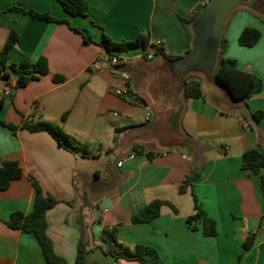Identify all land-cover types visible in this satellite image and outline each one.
<instances>
[{"label":"crops","instance_id":"0c3cea01","mask_svg":"<svg viewBox=\"0 0 264 264\" xmlns=\"http://www.w3.org/2000/svg\"><path fill=\"white\" fill-rule=\"evenodd\" d=\"M84 1L86 15L72 16L57 0H0V51L10 31L18 37L8 64L43 57L48 67L22 87H14L12 72L9 81L0 79V121L19 127L13 132L0 125V162L16 161L23 172L0 190V264H46L32 234L7 226L12 213L31 211L29 177L57 201L46 212V235L67 264H75L80 241L84 264H139L103 252V229L116 225L119 243L152 247L164 264H264V168L258 174L241 168L245 152H264V16L237 8L221 30L222 56L262 83L260 93L236 101L202 71L214 68L220 47L212 54L200 51L188 67L176 59L191 48V24L186 29L181 19L192 15L197 0ZM12 8L67 23L32 19ZM244 28L260 33L251 47L238 44ZM75 29L85 30L90 42ZM102 35L113 43L148 38L147 48L123 52L130 98L110 90L115 73L107 60L113 51L100 45ZM95 60L101 61L97 71L91 68ZM194 81L201 96L186 99L185 85ZM145 106L152 110L149 119ZM38 121L59 126L74 148L22 127ZM192 171L198 178L180 192ZM194 199L214 221L213 237L186 223ZM153 200L175 211L162 206L151 222L132 224L131 217ZM247 239L252 244L244 250Z\"/></svg>","mask_w":264,"mask_h":264},{"label":"trees","instance_id":"16d2710c","mask_svg":"<svg viewBox=\"0 0 264 264\" xmlns=\"http://www.w3.org/2000/svg\"><path fill=\"white\" fill-rule=\"evenodd\" d=\"M63 10L72 16H85L87 4L84 0H57ZM11 10H20L29 15L32 19L46 20L56 23H67L64 20H55L47 13H36L33 11H26L18 8ZM201 8L197 7L196 10L188 19H181L182 24L186 28L188 24L199 13ZM187 29V28H186ZM84 39V42H90L87 32L83 29H75ZM260 38L258 30L253 28H244L238 37V44L244 47L253 46ZM18 40L14 31H10L5 40V43L0 51V79L5 80L9 78V72L17 75L15 86H25L29 81L36 80L39 76L48 72L47 61L45 58H39L34 64L21 62L19 65L8 64L9 53ZM223 40H221L220 56L213 73V78L217 84L222 86L230 96L237 101H246L251 96L258 94L262 91L261 81L250 73L240 71L236 68L234 60L226 59L222 56ZM100 45L107 51L127 52L133 49H145L148 46V38L139 35L133 41H122L120 43H113L108 37L102 35ZM156 54H162L161 48L156 50ZM173 58V57H169ZM181 58V57H179ZM175 59V58H173ZM178 59V58H176ZM184 96L188 98H199L201 96L200 83L194 81L187 83L184 88ZM4 99L0 97V109L3 107ZM262 116L261 112L253 114V118L258 121ZM65 118V117H63ZM0 125L15 132L19 127L11 124H6L0 121ZM22 127L30 132L45 131L64 148H74L73 140L70 136L65 134L62 129L54 124L38 121L32 124H24ZM151 154H148L150 157ZM241 168L252 174H258L264 168V152L247 151L242 155ZM22 169L16 161H3L0 162V190H6L10 183L22 177ZM198 178V174L194 171L186 178L183 185L179 188L180 192H184L191 183ZM31 186L34 190V198L31 211L28 214L21 212H14L11 214L7 221V226L13 230L32 234L41 250V254L46 264H67L66 261L58 256L52 246V242L46 235V212L52 209L56 204V199L50 194L44 193L39 184L33 177H29ZM261 185L264 186V176L261 177ZM162 206L173 208L171 204L162 200H153L148 205L139 210L131 217L132 224H147L155 219ZM175 211V209H172ZM186 223L197 229L200 226L203 236L213 237L216 234L215 223L213 220L207 218L204 211L198 202L194 199V213L186 218ZM120 225L113 227H106L103 229L102 240L106 244V249L103 252L112 258L114 261L124 260L137 262L139 264H164L157 252L146 245H135L132 249L124 247L117 240V232ZM251 239H247L244 243V250L251 246ZM85 246L80 241L75 264H84V255L86 254Z\"/></svg>","mask_w":264,"mask_h":264},{"label":"water","instance_id":"95a60500","mask_svg":"<svg viewBox=\"0 0 264 264\" xmlns=\"http://www.w3.org/2000/svg\"><path fill=\"white\" fill-rule=\"evenodd\" d=\"M237 8H246L256 14L264 16V0H211L207 6L201 8L190 23L193 32V41L190 50L184 56L177 59L179 60V64L188 67L192 58L199 54L200 51H206L207 54L211 52L212 54L213 51L221 47L220 36L223 25L230 14ZM216 65L217 62L210 72L202 71L209 76L214 84L218 85L230 96L213 78ZM150 111L152 112L151 109Z\"/></svg>","mask_w":264,"mask_h":264},{"label":"built area","instance_id":"2783aa9c","mask_svg":"<svg viewBox=\"0 0 264 264\" xmlns=\"http://www.w3.org/2000/svg\"><path fill=\"white\" fill-rule=\"evenodd\" d=\"M210 1L211 0H197V7L203 8L207 6L210 3ZM155 46L159 47L160 43L157 42ZM145 57L147 59H151L152 54L147 53ZM136 58L140 60L142 59V56L137 55ZM107 61L111 69L115 73V82L110 86V90L115 96L119 98L122 99L130 98L132 96L129 85L131 76L127 71L124 70V67L127 65L129 58L125 56L123 52L113 51L109 54ZM91 68L93 71L99 70L101 68V61L95 60L92 63ZM5 81H9V78L5 79ZM144 109H145L146 119H149L151 115L150 107L145 106ZM242 125L246 126V123H243ZM128 158L129 159L133 158V155L129 156ZM118 165L120 166L121 162H119Z\"/></svg>","mask_w":264,"mask_h":264}]
</instances>
